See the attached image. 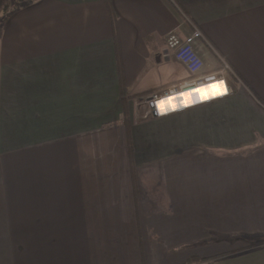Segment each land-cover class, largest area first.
Wrapping results in <instances>:
<instances>
[{
    "label": "crops",
    "instance_id": "0c3cea01",
    "mask_svg": "<svg viewBox=\"0 0 264 264\" xmlns=\"http://www.w3.org/2000/svg\"><path fill=\"white\" fill-rule=\"evenodd\" d=\"M4 3L0 264H264V0Z\"/></svg>",
    "mask_w": 264,
    "mask_h": 264
},
{
    "label": "built area",
    "instance_id": "2783aa9c",
    "mask_svg": "<svg viewBox=\"0 0 264 264\" xmlns=\"http://www.w3.org/2000/svg\"><path fill=\"white\" fill-rule=\"evenodd\" d=\"M200 38H203V33L197 27H194L193 34L185 39L181 38L176 33H170L168 37L169 48L174 51L175 57L188 68L192 78L188 82L183 83L176 88L170 89L161 96L159 94H154V96L149 99L151 105L153 104L154 107H156V105H158V103L162 100H166L167 103L170 104L173 95L182 94L184 96H189L191 93L195 94L196 92H199L198 89L203 85L218 79H224L226 70L229 68L227 65H225L220 72L208 75L201 74L204 62L196 49V41ZM231 91L232 90L227 87L226 92L230 93ZM195 103L197 102L194 101L191 103H184L182 106L188 107ZM172 109L173 108L171 106L169 111H172Z\"/></svg>",
    "mask_w": 264,
    "mask_h": 264
},
{
    "label": "bare ground",
    "instance_id": "6f19581e",
    "mask_svg": "<svg viewBox=\"0 0 264 264\" xmlns=\"http://www.w3.org/2000/svg\"><path fill=\"white\" fill-rule=\"evenodd\" d=\"M202 99L199 92H196L195 94L191 93L189 96L187 95H173L171 98V105H172V111L177 110V108H183L186 106H182L184 103H191V102H199ZM164 112V111H163Z\"/></svg>",
    "mask_w": 264,
    "mask_h": 264
},
{
    "label": "trees",
    "instance_id": "16d2710c",
    "mask_svg": "<svg viewBox=\"0 0 264 264\" xmlns=\"http://www.w3.org/2000/svg\"><path fill=\"white\" fill-rule=\"evenodd\" d=\"M4 2V0H0V18L1 16H3L4 14H6V12L9 10V6L7 4H1V2ZM124 94V92L122 93V95ZM123 99H124V95H123ZM261 104L264 106V102H262L260 100ZM204 259H198V258H194L192 259V261L189 264H196L199 261L203 262Z\"/></svg>",
    "mask_w": 264,
    "mask_h": 264
},
{
    "label": "snow or ice",
    "instance_id": "6c2138e0",
    "mask_svg": "<svg viewBox=\"0 0 264 264\" xmlns=\"http://www.w3.org/2000/svg\"><path fill=\"white\" fill-rule=\"evenodd\" d=\"M213 87H215V85H213ZM198 91H201V93H203L202 89H198ZM161 108H163V104H161Z\"/></svg>",
    "mask_w": 264,
    "mask_h": 264
},
{
    "label": "rangeland",
    "instance_id": "374dc122",
    "mask_svg": "<svg viewBox=\"0 0 264 264\" xmlns=\"http://www.w3.org/2000/svg\"><path fill=\"white\" fill-rule=\"evenodd\" d=\"M3 3H4V2L2 1L1 4H3ZM4 4H5V3H4ZM141 108H142V107H141ZM139 109H140V107H139ZM221 246H222V248H224V245H223V244H222ZM221 246H220V247H221ZM227 248H228V247H227Z\"/></svg>",
    "mask_w": 264,
    "mask_h": 264
},
{
    "label": "water",
    "instance_id": "95a60500",
    "mask_svg": "<svg viewBox=\"0 0 264 264\" xmlns=\"http://www.w3.org/2000/svg\"><path fill=\"white\" fill-rule=\"evenodd\" d=\"M151 107H153V108H154V105L152 104V105H151Z\"/></svg>",
    "mask_w": 264,
    "mask_h": 264
}]
</instances>
